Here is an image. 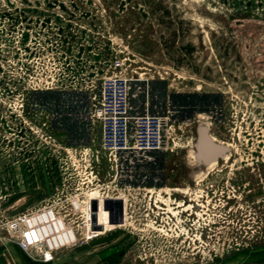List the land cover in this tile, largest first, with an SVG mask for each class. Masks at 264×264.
Segmentation results:
<instances>
[{
	"label": "rangeland",
	"instance_id": "obj_1",
	"mask_svg": "<svg viewBox=\"0 0 264 264\" xmlns=\"http://www.w3.org/2000/svg\"><path fill=\"white\" fill-rule=\"evenodd\" d=\"M0 264H264V0H0Z\"/></svg>",
	"mask_w": 264,
	"mask_h": 264
},
{
	"label": "built area",
	"instance_id": "obj_2",
	"mask_svg": "<svg viewBox=\"0 0 264 264\" xmlns=\"http://www.w3.org/2000/svg\"><path fill=\"white\" fill-rule=\"evenodd\" d=\"M126 90L121 87V100L120 105L117 107H109L105 109H102V113L104 114V121L105 125H107V129L109 130L113 125H115L117 128H119V131L117 132L118 139L119 140H126L127 135V121L126 119H117L118 121H112L111 114H109V111L115 109L116 114L118 116L126 114L127 109L123 107L126 103ZM108 111V112H107ZM116 120V119H115ZM112 121V122H111ZM111 123V124H108ZM110 126V127H109ZM121 133V134H120ZM10 235L15 239L18 247L23 251H30L32 249L39 248L41 258L43 260H49L52 258V253L49 250H42L41 249V234L37 227L34 225H31L27 223L25 220L17 219L14 221H11L7 226Z\"/></svg>",
	"mask_w": 264,
	"mask_h": 264
},
{
	"label": "bare ground",
	"instance_id": "obj_3",
	"mask_svg": "<svg viewBox=\"0 0 264 264\" xmlns=\"http://www.w3.org/2000/svg\"><path fill=\"white\" fill-rule=\"evenodd\" d=\"M109 85V84H108ZM108 87H111V89H108ZM110 90V91H109ZM109 91V92H108ZM112 91V92H111ZM105 94L108 97L109 94H112L113 97V103L115 106L120 105V98H121V90H119V88H117V85H113L112 86H107V88L105 89ZM109 98V97H108ZM108 103V102H107ZM112 104V103H111ZM110 105V104H109ZM109 107V106H108ZM147 126V125H146ZM151 126V125H150ZM143 127V126H142ZM152 135V133H151ZM146 138V137H145ZM178 142V141H177ZM214 141L211 138H206V137H202V139L200 140L199 145H197V148L201 151H203V155L199 154L201 156V158L203 159V161L205 162H209L210 161H214L216 160V158L218 157V151L214 150L212 144ZM210 160V161H209Z\"/></svg>",
	"mask_w": 264,
	"mask_h": 264
},
{
	"label": "water",
	"instance_id": "obj_4",
	"mask_svg": "<svg viewBox=\"0 0 264 264\" xmlns=\"http://www.w3.org/2000/svg\"><path fill=\"white\" fill-rule=\"evenodd\" d=\"M212 146H213L214 150H216V151H222V147H220V146H218L216 144H212Z\"/></svg>",
	"mask_w": 264,
	"mask_h": 264
}]
</instances>
